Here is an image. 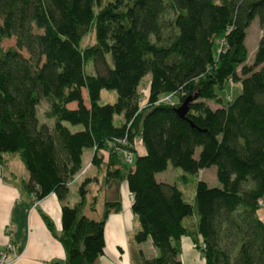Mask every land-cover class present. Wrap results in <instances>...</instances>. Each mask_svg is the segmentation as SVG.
Here are the masks:
<instances>
[{
    "label": "trees",
    "instance_id": "trees-1",
    "mask_svg": "<svg viewBox=\"0 0 264 264\" xmlns=\"http://www.w3.org/2000/svg\"><path fill=\"white\" fill-rule=\"evenodd\" d=\"M255 18L261 30L264 0H0V164L6 157L23 163L29 176L19 186L33 201L52 192L62 201L59 233L42 212L67 255L48 264H93L102 255L106 219L121 210L122 181L138 221L134 241L150 238L158 251H138L136 264H183V235L204 264H264V34L252 61L245 43ZM91 29L94 43L82 46ZM5 38L14 45L4 48ZM225 81L240 83L235 97L219 94ZM103 88L116 91L114 102H100ZM189 95L182 117L177 107ZM107 141L100 216L88 188L95 177L78 183L77 202L67 196L84 149L99 166ZM140 141L143 154L132 160ZM169 164L184 179L196 176L193 203L178 184L156 178ZM212 165L216 185L199 176Z\"/></svg>",
    "mask_w": 264,
    "mask_h": 264
},
{
    "label": "crops",
    "instance_id": "crops-1",
    "mask_svg": "<svg viewBox=\"0 0 264 264\" xmlns=\"http://www.w3.org/2000/svg\"><path fill=\"white\" fill-rule=\"evenodd\" d=\"M89 150L87 159L82 157L87 170L81 176L97 177L93 179L88 188L92 194H97L98 203L95 209L101 216L105 184V154L102 153L103 160L99 166L92 168V149ZM6 162L0 164V251L11 247V253L14 260L6 264H48L52 261H64L67 257L64 246L59 239L51 233L47 224L42 218V212L47 214L52 222L56 233L62 228L61 206L62 201L52 192L39 200H32L25 191L19 186L20 179L28 178V171L17 162V158L6 157ZM23 164V163H22ZM205 169L200 172L203 173ZM200 173V174H201ZM69 183V191L75 183ZM93 182L96 183L91 185ZM99 186V188H98ZM120 198L122 202L121 210L112 211L106 219L104 227L105 246L102 255H100L93 264H136L138 251L144 255L154 256L157 250L150 238L145 242L138 243L134 241L133 236L138 226V221L130 208L131 198L129 197V188L125 181L120 185ZM99 189L98 193L96 190ZM69 194V193H68ZM78 194L75 196V202L78 201ZM73 202V204L75 203ZM264 202V198H263ZM67 203L72 204L67 196ZM258 214L264 219V206L260 207ZM180 258L183 264H204L203 255L194 246L193 240L186 235L181 238Z\"/></svg>",
    "mask_w": 264,
    "mask_h": 264
},
{
    "label": "rangeland",
    "instance_id": "rangeland-1",
    "mask_svg": "<svg viewBox=\"0 0 264 264\" xmlns=\"http://www.w3.org/2000/svg\"><path fill=\"white\" fill-rule=\"evenodd\" d=\"M259 36H260V26L258 25V21L257 18H255L249 25H248V29L246 31V47L248 49V60L252 61L253 57H254V51H255V47L257 46L258 40H259ZM94 39H95V33L94 30H89L84 36L83 39L81 41V45L85 46V45H89L94 43ZM221 41L222 39H220L219 36H215V41H214V49L216 48V50L218 51L219 47L221 46ZM15 43V39L14 38H5L2 41V46L4 48H6L7 46L10 45H14ZM109 61H110V56L108 55ZM88 70L91 71V67L87 66ZM150 74L147 73L145 74L139 84V96H140V106H143L146 103L147 100V93L149 90V81H150ZM224 87L223 89L219 90V94L222 95V97L225 99V97L227 96H232L235 97L240 89V83L238 84H234L231 85V83H229L228 81L224 82ZM84 96L86 97V91H84ZM117 97V93L115 90L113 89H105L103 88L100 92V102L101 103H107L109 102H114L116 100ZM47 105V102H45V100H41V103L38 107V117L39 119L42 121V119H44V109ZM76 105V103L74 102L73 104L70 105L71 108H74V106ZM210 105L212 106H217L215 102L210 101ZM49 122H51V120H49ZM67 125L69 126V128L73 131H75V129H79L82 127L81 124H71L68 122ZM113 145V143H111V141H107L106 145L104 147H101L99 150V153H103L105 154V159L107 160L108 158V152H109V148ZM90 148L84 149V157L85 159L88 158L89 155V150ZM144 151V146H143V142H136V151H132L131 156H132V160L135 158L136 154H143ZM117 154L119 155L120 158H122L123 161H126L127 163L131 164L132 160H129L126 156L125 153H123V150L120 148V150L117 151ZM18 164H20L21 166L23 165L21 163V161L19 159H16ZM86 161L83 162V166L85 165ZM132 165V164H131ZM92 168H95V172L97 171L96 169V165H94L92 163ZM24 167V166H23ZM87 166L83 167L78 173L77 175H75L73 177V179L71 181H80V179L82 178L81 176L85 173V171L87 170ZM216 166L212 165L210 166V168H207L203 171V173L199 174L200 178H203L209 185H216L217 183V178H216ZM156 178L158 180H163V181H170V182H175L176 184L179 185L180 189L183 191V195L186 199V201L193 203L194 201V190H195V180L194 178H196V176L194 174L188 173L186 176V179H184L183 175L185 174L184 171L176 166L173 167L171 164H169V166L166 168L165 171L162 172H157L156 173ZM78 184V183H77ZM96 183L93 182L91 185H93ZM76 183L70 187V191L68 194V199L70 200V202L73 204V202H75V196L77 195V187L75 188ZM78 186V185H77ZM99 188V186H98ZM99 189L96 190V193H98ZM14 258V257H13ZM14 260V259H13ZM11 260V261H13ZM11 261H8L6 263H9ZM4 263V264H6Z\"/></svg>",
    "mask_w": 264,
    "mask_h": 264
},
{
    "label": "built area",
    "instance_id": "built-area-1",
    "mask_svg": "<svg viewBox=\"0 0 264 264\" xmlns=\"http://www.w3.org/2000/svg\"><path fill=\"white\" fill-rule=\"evenodd\" d=\"M260 32L262 34H264V25H262V28H261ZM164 98L167 99V98H169V96H166ZM164 98H162V99H164ZM259 203L261 204L262 207L264 206L263 200H259ZM11 249H13V248L11 247ZM11 249L5 248V249L0 251V264H4V263L14 259L13 257H15V256L12 255V253L10 251Z\"/></svg>",
    "mask_w": 264,
    "mask_h": 264
},
{
    "label": "water",
    "instance_id": "water-1",
    "mask_svg": "<svg viewBox=\"0 0 264 264\" xmlns=\"http://www.w3.org/2000/svg\"><path fill=\"white\" fill-rule=\"evenodd\" d=\"M192 98H193V96L192 95H189L188 97L185 98V101L177 107V111H178V113H179L180 116L184 117L185 112H186V110L188 108L187 107L188 106V103H189V101Z\"/></svg>",
    "mask_w": 264,
    "mask_h": 264
}]
</instances>
